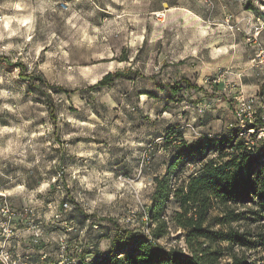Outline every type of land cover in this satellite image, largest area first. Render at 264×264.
I'll return each mask as SVG.
<instances>
[{
  "label": "clouds",
  "instance_id": "obj_1",
  "mask_svg": "<svg viewBox=\"0 0 264 264\" xmlns=\"http://www.w3.org/2000/svg\"><path fill=\"white\" fill-rule=\"evenodd\" d=\"M257 119L264 0H0V264H99Z\"/></svg>",
  "mask_w": 264,
  "mask_h": 264
},
{
  "label": "trees",
  "instance_id": "obj_2",
  "mask_svg": "<svg viewBox=\"0 0 264 264\" xmlns=\"http://www.w3.org/2000/svg\"><path fill=\"white\" fill-rule=\"evenodd\" d=\"M255 134L248 144L239 133L224 147H212L201 159V179L188 193L177 192L172 205L147 209L148 229H123L116 251L99 264H177L178 256L193 247L203 255L201 264H260L264 261V238L253 240L223 229L234 221L264 223L256 209L264 211V143L257 144L264 120L246 121ZM218 157V161L209 159ZM207 161V162H205ZM250 194L256 196L253 201ZM245 209L238 212L236 209ZM207 226V227H206ZM179 232L183 244L167 246L160 240ZM264 237V233H259ZM244 250L237 254V250ZM253 255L255 258H253Z\"/></svg>",
  "mask_w": 264,
  "mask_h": 264
},
{
  "label": "rangeland",
  "instance_id": "obj_3",
  "mask_svg": "<svg viewBox=\"0 0 264 264\" xmlns=\"http://www.w3.org/2000/svg\"><path fill=\"white\" fill-rule=\"evenodd\" d=\"M246 123V122H245ZM175 208V206H171L170 209H169V213L172 212V210ZM178 234L179 232H173L170 236V238H166V239H161L160 241L163 243V244H166L167 246H172V245H175V244H180L182 245L183 244V241L182 239H179L178 238Z\"/></svg>",
  "mask_w": 264,
  "mask_h": 264
}]
</instances>
